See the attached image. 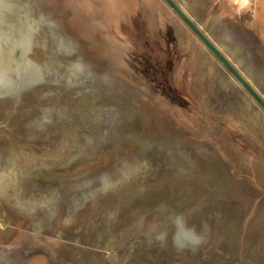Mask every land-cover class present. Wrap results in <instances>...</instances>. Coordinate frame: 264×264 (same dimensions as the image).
<instances>
[{
    "label": "rangeland",
    "instance_id": "obj_1",
    "mask_svg": "<svg viewBox=\"0 0 264 264\" xmlns=\"http://www.w3.org/2000/svg\"><path fill=\"white\" fill-rule=\"evenodd\" d=\"M175 1L264 101V0ZM223 66L166 0H0V264H264V108Z\"/></svg>",
    "mask_w": 264,
    "mask_h": 264
},
{
    "label": "bare ground",
    "instance_id": "obj_2",
    "mask_svg": "<svg viewBox=\"0 0 264 264\" xmlns=\"http://www.w3.org/2000/svg\"><path fill=\"white\" fill-rule=\"evenodd\" d=\"M166 1H167V3L169 5L174 7V9L178 12V14H180V16L186 22V24L192 28V30L195 32L196 35H198V36L201 35L202 36L200 38L203 40V42H205V44L212 51V53L217 57V59L228 69V71L230 72L229 68L226 66V62L228 64H230V66H232V68H234L236 71H238L240 76L246 82H248V84H250L252 89L256 92L258 88L256 87V85L254 86V84L251 83L252 81H251V79L249 77V74H247L246 69L244 70L243 67L240 65L241 63H240L239 57H238V55H239L238 51L240 49H238V51L236 52V55L233 54L234 50H233V52L230 50L231 48H233L232 42L233 43L236 42L235 44H237V38H239V33L234 32V33L228 35L227 32H226V34L224 36V34H222V32L218 29L215 33H213L212 36H206V34L203 33V28H201V26L199 25L200 24L199 20L196 19L195 17H192V15L188 12L187 8H185L183 6V4L181 5V3H179V2H177L175 0H172V1L166 0ZM213 19H216V18L213 17ZM216 21H215V24L217 23L218 26L221 27L223 21L220 20V19L216 20ZM257 21H258L259 30L262 31L263 28H264V2L262 4H260V6L258 5V8H257ZM224 26H225V24H224ZM176 33H178V32H176ZM176 33H175V35H176ZM216 35H218V36H216ZM226 36H230V38L232 40V42H230V43H231L232 46L230 45L229 42L226 41ZM240 52H242V51H240ZM232 78H233L234 81H238L237 78L233 74H232Z\"/></svg>",
    "mask_w": 264,
    "mask_h": 264
},
{
    "label": "water",
    "instance_id": "obj_3",
    "mask_svg": "<svg viewBox=\"0 0 264 264\" xmlns=\"http://www.w3.org/2000/svg\"><path fill=\"white\" fill-rule=\"evenodd\" d=\"M200 37H202L200 35ZM226 66L229 68L230 72L237 78L238 82L249 92V94L254 98V100L256 102H258L263 108H264V101L262 100V98L258 95V93H256L250 84H248V82H246L238 73V71H236L234 68H232V66H230V64H228L226 62Z\"/></svg>",
    "mask_w": 264,
    "mask_h": 264
},
{
    "label": "crops",
    "instance_id": "obj_4",
    "mask_svg": "<svg viewBox=\"0 0 264 264\" xmlns=\"http://www.w3.org/2000/svg\"><path fill=\"white\" fill-rule=\"evenodd\" d=\"M170 1H172V0H170ZM172 8H174L173 6H171Z\"/></svg>",
    "mask_w": 264,
    "mask_h": 264
}]
</instances>
